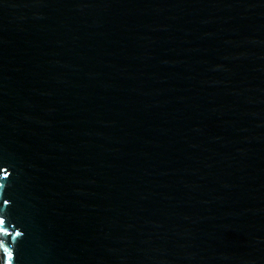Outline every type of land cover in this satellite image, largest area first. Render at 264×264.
<instances>
[{
  "label": "water",
  "instance_id": "95a60500",
  "mask_svg": "<svg viewBox=\"0 0 264 264\" xmlns=\"http://www.w3.org/2000/svg\"><path fill=\"white\" fill-rule=\"evenodd\" d=\"M0 215L13 264H264V0H0Z\"/></svg>",
  "mask_w": 264,
  "mask_h": 264
},
{
  "label": "snow or ice",
  "instance_id": "6c2138e0",
  "mask_svg": "<svg viewBox=\"0 0 264 264\" xmlns=\"http://www.w3.org/2000/svg\"><path fill=\"white\" fill-rule=\"evenodd\" d=\"M7 175V172L5 173ZM4 204H8L9 201L5 199ZM0 249L3 250V264H13L14 252L13 249L9 246V241L14 243L15 238L21 236V232L16 228L15 225L11 224L4 215H0Z\"/></svg>",
  "mask_w": 264,
  "mask_h": 264
},
{
  "label": "trees",
  "instance_id": "16d2710c",
  "mask_svg": "<svg viewBox=\"0 0 264 264\" xmlns=\"http://www.w3.org/2000/svg\"><path fill=\"white\" fill-rule=\"evenodd\" d=\"M0 264H1V262H0Z\"/></svg>",
  "mask_w": 264,
  "mask_h": 264
}]
</instances>
